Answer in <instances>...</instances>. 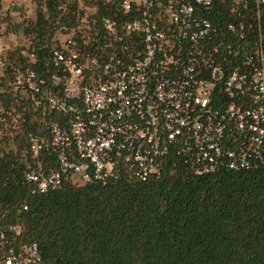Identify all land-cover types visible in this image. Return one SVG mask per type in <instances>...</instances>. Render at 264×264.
Listing matches in <instances>:
<instances>
[{
	"label": "built area",
	"instance_id": "obj_1",
	"mask_svg": "<svg viewBox=\"0 0 264 264\" xmlns=\"http://www.w3.org/2000/svg\"><path fill=\"white\" fill-rule=\"evenodd\" d=\"M71 1L48 53L0 41V165L23 148L42 193L147 181L174 162L264 169V0ZM19 235L0 229V264H40Z\"/></svg>",
	"mask_w": 264,
	"mask_h": 264
},
{
	"label": "trees",
	"instance_id": "obj_2",
	"mask_svg": "<svg viewBox=\"0 0 264 264\" xmlns=\"http://www.w3.org/2000/svg\"><path fill=\"white\" fill-rule=\"evenodd\" d=\"M89 2L88 0H86ZM36 19L0 27L48 53L71 0H32ZM101 15L109 11L102 2ZM37 244L40 264H264V169L198 176L181 162L141 181L76 185L42 193L23 178V148L0 165V229Z\"/></svg>",
	"mask_w": 264,
	"mask_h": 264
},
{
	"label": "rangeland",
	"instance_id": "obj_3",
	"mask_svg": "<svg viewBox=\"0 0 264 264\" xmlns=\"http://www.w3.org/2000/svg\"><path fill=\"white\" fill-rule=\"evenodd\" d=\"M11 11H20V16H12ZM36 6L31 0H0V15L6 19V15H11V22L17 23L19 19L28 20L32 19L31 16L35 15ZM6 23L0 27V41L9 40L8 38H15L17 41L25 39L24 34L16 33L10 30L11 26ZM18 34V35H16ZM22 34V35H21Z\"/></svg>",
	"mask_w": 264,
	"mask_h": 264
},
{
	"label": "crops",
	"instance_id": "obj_4",
	"mask_svg": "<svg viewBox=\"0 0 264 264\" xmlns=\"http://www.w3.org/2000/svg\"><path fill=\"white\" fill-rule=\"evenodd\" d=\"M32 1V0H31ZM34 4V3H33ZM12 16H20V11H11V13H10ZM32 17V20H35L36 19V13H35V15H33V16H31ZM19 20H21V19H19ZM16 35H18V34H16ZM9 40H15V38L13 37V38H8Z\"/></svg>",
	"mask_w": 264,
	"mask_h": 264
}]
</instances>
